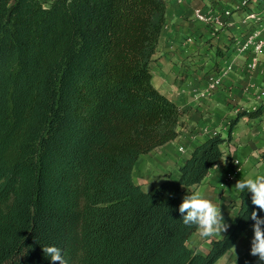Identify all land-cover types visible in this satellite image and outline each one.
Segmentation results:
<instances>
[{"label":"trees","instance_id":"obj_1","mask_svg":"<svg viewBox=\"0 0 264 264\" xmlns=\"http://www.w3.org/2000/svg\"><path fill=\"white\" fill-rule=\"evenodd\" d=\"M167 0H0V264H215L253 224L239 194L229 229L192 249L179 205L227 154L229 135L198 144L145 190L138 158L175 139L185 113L153 82ZM264 156V153H263ZM188 189V190H187Z\"/></svg>","mask_w":264,"mask_h":264},{"label":"crops","instance_id":"obj_2","mask_svg":"<svg viewBox=\"0 0 264 264\" xmlns=\"http://www.w3.org/2000/svg\"><path fill=\"white\" fill-rule=\"evenodd\" d=\"M41 1L49 4L53 0ZM247 1L167 0L166 24L152 62L153 82L186 111L180 119L178 136L136 161L133 177L143 189L149 190L168 177L178 178L180 165L198 144L218 133L228 136L230 118L240 111L254 110L264 101V50L258 68L250 70V53L238 52L234 47L235 38L249 30L244 9ZM250 1L255 4L258 0ZM198 12L207 19L199 18ZM228 63L233 69L221 72ZM226 149L233 159L224 157L195 187L218 206L232 196L239 200L240 193L233 187L237 180L264 175V114L241 117ZM236 160L238 163H234ZM246 235H250L246 242L250 245L252 224L218 260L221 264H261L257 257L244 254L250 253L249 247L241 244ZM210 246L198 251L207 253Z\"/></svg>","mask_w":264,"mask_h":264},{"label":"clouds","instance_id":"obj_3","mask_svg":"<svg viewBox=\"0 0 264 264\" xmlns=\"http://www.w3.org/2000/svg\"><path fill=\"white\" fill-rule=\"evenodd\" d=\"M233 187L240 194L251 193L252 204L260 212H264V175L255 179L237 180ZM178 211L182 224L187 228H195L204 238L221 235L230 227L225 221L221 206L196 191H187ZM250 219L253 221L250 255L257 257L258 261L264 264V217H261L257 210H253ZM42 251L50 258L52 264H68L59 247L45 246Z\"/></svg>","mask_w":264,"mask_h":264},{"label":"built area","instance_id":"obj_4","mask_svg":"<svg viewBox=\"0 0 264 264\" xmlns=\"http://www.w3.org/2000/svg\"><path fill=\"white\" fill-rule=\"evenodd\" d=\"M244 9L246 11L245 20L249 24V30L235 38L234 47L238 52L248 51L250 53L247 68L255 70L260 63V53L264 50V0H258L255 4L248 0L244 5ZM227 13L230 12L227 11ZM197 16L207 19L200 12H198ZM231 69H233V65L228 63L223 66L221 72H227ZM234 163H238V160L234 161Z\"/></svg>","mask_w":264,"mask_h":264},{"label":"rangeland","instance_id":"obj_5","mask_svg":"<svg viewBox=\"0 0 264 264\" xmlns=\"http://www.w3.org/2000/svg\"><path fill=\"white\" fill-rule=\"evenodd\" d=\"M231 119V118H230ZM230 119L228 121V125L230 124ZM229 130V128H228ZM227 137V136H226ZM224 148H225V145H224ZM227 151L226 152H229L228 149H226ZM228 154H231V152H229ZM226 157L228 158V155H226ZM229 159V158H228ZM238 171V170H237ZM236 171V172H237ZM238 174V172H237ZM251 178V177H250ZM191 191H195L196 188L194 189H189ZM187 194V192H186ZM239 203V200L237 198V196H232L231 198H226V201H224L223 203H221V208H222V213H223V216L225 218V221L226 223H228V221L233 217V216H236V213H237V208L238 207V204ZM225 233H222L221 235H215V236H212V237H207V238H204V237H201L199 235V233H196L194 234L191 238H189L188 240V244L189 246L194 249L195 251H198V250H201V251H206L207 247H209V243H211V241L217 236L218 237H221L223 236ZM250 235H246L245 237H243L241 239V244L242 246H246V248L251 247V244L250 245H246L247 243V240H250L249 239ZM250 251V250H249ZM244 253V252H242ZM244 254H247L248 257H253L252 255H250V253H244ZM243 254V255H244ZM5 264H8V263H5ZM215 264H221V261H217Z\"/></svg>","mask_w":264,"mask_h":264}]
</instances>
